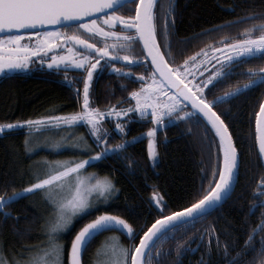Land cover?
Returning a JSON list of instances; mask_svg holds the SVG:
<instances>
[{
	"label": "snow or ice",
	"instance_id": "snow-or-ice-1",
	"mask_svg": "<svg viewBox=\"0 0 264 264\" xmlns=\"http://www.w3.org/2000/svg\"><path fill=\"white\" fill-rule=\"evenodd\" d=\"M229 10L235 11V6H229ZM121 11H126L129 15H122ZM174 13L175 0H0V33H3L0 34V74L7 77L18 70L28 69L36 59L50 69L55 67L59 71L63 66L65 69L85 73L83 76H70L65 71L64 74V83L75 93L79 110L0 121V138L6 133L22 129L24 154L34 155L38 149V132L83 126L87 136H75L72 147L92 152V155L82 159L72 157L48 160L44 157L30 161L27 171L32 182L21 188L14 187L10 192L0 193V215L4 219L12 216L10 208L6 206L23 195L39 192L41 201L47 205V215L42 217L41 223V233L45 240L35 245H22L19 253L8 249L9 255H6L3 240L0 239V264H65L66 245L60 239L61 235L70 230L75 219L106 204L118 191L107 176L96 178L94 173L83 175L85 165L113 153L119 154L129 143L137 140V136H133L109 144V130L103 127L102 121L124 117L127 123L132 118L129 115L132 113H138L142 118H151L152 126L147 128L146 137L147 156L153 166L158 160L156 134L167 123L189 120L201 124L205 129L202 137L205 141L208 129L213 131L212 142L207 145L208 163L200 169L199 186L190 197L192 202L176 211L169 209L167 201L158 190L153 191L149 202L160 215L139 235L138 243H131L139 232L129 220L109 211L99 212L83 223L71 237L70 245H67V264H82L88 245L94 237L107 229L123 233L130 243L122 244L115 234L105 237L92 252L89 264H153L154 261L155 264H160L161 257L173 251L176 255L175 264H180L181 256L195 251L200 245H204V250L196 264H208L206 257L211 256L213 241L218 253L223 250L224 264H236L241 253L229 255V246L220 241L214 225L198 230V236L178 241L174 247L164 248L161 245L168 239H175L177 232L194 227L197 221L218 209L231 196L240 174L241 149L236 146L228 124L222 119V113L217 112L214 106L264 83V67L242 70V74L247 77L243 83L230 85L211 99L206 98L205 90L236 74L234 69L237 64L254 56H264V10L244 11L232 20L180 38L181 43H187L196 36H203L205 32H215L232 24L248 22L235 35L220 36V48L209 43L175 66L169 63L174 59ZM45 25L55 27L44 29ZM117 25L121 26V31L110 30ZM61 26L65 31H61ZM237 36L242 38H236ZM26 38L29 43L24 42ZM98 44L103 46L98 47ZM137 44L140 45L143 56L120 55L121 52L131 51ZM64 45L67 46V51L56 55V50H62ZM77 47L83 51H76ZM206 49H210L213 55L209 56ZM225 52L228 54L225 55ZM45 53H50L51 59L43 56ZM216 54L220 58L213 66L210 61L215 59ZM114 60L125 62L126 67L117 68ZM193 60L197 61L196 67H203L205 73L208 67H212L211 73L199 83L188 80V65ZM141 64L145 71L148 67L152 71L147 75H133L130 69ZM108 65H111L110 71L118 76L123 74L140 81L138 89L127 93V98L135 100L134 106L129 104L126 108H121L112 104L104 110L93 106L94 75ZM196 75L200 73L197 72ZM81 82L82 88L79 86ZM121 87L126 85L121 84ZM167 89L171 91L166 97L162 90ZM49 111L55 109L50 108ZM223 115H227L226 110ZM114 130L119 135H125L124 124L115 123ZM188 131L190 134L191 128ZM88 138L99 147V151H92ZM48 139L45 138L46 141ZM254 139L259 163L264 166V99L259 100L258 109L254 113ZM63 142L62 136L49 143L48 147L60 148ZM12 151L18 153V149L13 148ZM132 163L134 161H128L129 165ZM253 194L262 199L250 202L247 215L260 207V219L248 229L243 242L245 249L254 248L252 242L256 233L264 232V175L256 182ZM192 240H196L195 246L192 245ZM259 242L260 247L255 250L254 257L243 261V264H264V234L259 237Z\"/></svg>",
	"mask_w": 264,
	"mask_h": 264
},
{
	"label": "trees",
	"instance_id": "trees-1",
	"mask_svg": "<svg viewBox=\"0 0 264 264\" xmlns=\"http://www.w3.org/2000/svg\"><path fill=\"white\" fill-rule=\"evenodd\" d=\"M229 6H235L236 10L230 11ZM261 10H264V0H175V35L172 37L174 59L169 63L173 66L179 65L185 57L198 52L209 43H212L216 48L221 47L218 43L220 36H233L248 22L232 24L215 32H205L203 36H196L195 39L187 43H181L180 38L189 37L199 33L202 29L232 20L237 15H242L244 11ZM121 14L129 15L126 11H121ZM121 30L119 25L113 29L116 32ZM236 38L242 37L237 36ZM93 42L96 41L93 40ZM111 42L109 41V43ZM99 46H103V44H98ZM206 51L211 56L210 49H206ZM126 54L144 55L140 52L139 44L131 51L120 53L121 56ZM214 61H210L213 66L215 65ZM113 63L117 68L126 67V63L122 61L114 60ZM196 64L197 61L193 60L188 65V80L193 83H199L203 77L201 75L197 78L196 72L204 69L196 67ZM249 67H264V56H254L237 64L234 69L236 74L227 77L211 89L205 90L206 98L211 99L225 91L230 85L243 83L247 77L242 74V70ZM110 68L111 65H108L94 75L93 106L99 107L101 110L112 104L121 108H126L129 104L134 106L135 100L127 98V93L138 89L140 81L127 78L123 74L118 76L115 72H111ZM65 71L70 76L85 74L65 68H60L59 71L55 67L50 69L47 65L40 64L39 59L34 64H30V67L25 71H17L7 77L1 74L0 121L51 116L79 110L75 93L64 83ZM130 71L133 75L136 73L147 75L152 69L148 67L145 71L144 65L141 64L138 67H132ZM209 71H212V67H208L207 73ZM207 73L204 72V75ZM121 84L126 87H121ZM79 86L82 88V82ZM260 99H264V83L214 106L217 112L222 113V119L228 124L236 146L241 149L240 174L236 187L231 196L218 209L197 221L194 227L177 232L176 238L164 241L162 247H174L178 241H186L192 236H198V230H204L209 225H214L220 241L229 246V255H235L236 252L241 253L236 264H243V261L251 260L254 257L255 250L260 247L259 237L264 232L256 233V238L252 242L254 248L245 249L243 242L248 235V229L259 222L261 212V208L257 207L255 212L247 215L250 202L262 199L253 194L256 182L264 175V166L259 163L254 139V113L258 109ZM50 108L55 111H49ZM224 110L227 111V115H223ZM129 115L132 118L127 123H125L124 117L119 119L113 117L102 121L103 127L109 130L107 141L109 144H115L133 136H137V140L134 143H129L119 154L107 155L88 165V169L101 176L109 177L118 189V193L108 205L100 206L73 222L70 230L64 236L65 264H67V245H70L71 237L83 223L94 218L99 212L109 211L129 220L139 232L131 243H138L139 235H142L147 226L160 215L149 202L153 191L158 190L167 201L169 209L176 211L179 207H186L188 203L192 202L190 197L199 186L200 169L208 163L207 145L212 142L213 131L208 129L207 141H205L202 138L205 135V129L201 124L189 120L167 123V126L156 134L158 160L153 166L147 156L145 134L147 128L152 126L151 118L150 116L142 118L138 113ZM165 119L167 121V118ZM115 123L125 125V135L117 134L114 130ZM80 128L87 136L86 128L83 126ZM189 128H191L190 134ZM138 134L145 136L139 137ZM23 138L24 130L22 129L6 133L3 138H0V193L10 192L14 187L21 188L32 182L27 171L30 161L39 160L44 155L52 158L58 155V153L47 150H40L34 155H25L22 145ZM88 140L93 152L100 150L91 138ZM13 148L18 149V153L13 152ZM129 160L134 163L129 165ZM6 207L10 208L12 212V216L7 219L0 215V239L3 240L6 255H9L8 249L19 253L22 250V245L38 243L42 236V217L47 214V205L41 201L40 193L23 195ZM14 217H18V219H14ZM109 234L119 236L124 245L130 243L123 233L116 230L103 232L88 245L84 253L83 264H89L92 252ZM195 244L196 240H192V245L195 246ZM203 250L204 245H200L195 251L185 253L180 257V264H196ZM206 259L208 264H224L223 250L217 252L215 241L212 244L211 256ZM175 261L176 255L173 251L167 256H162L160 264H175Z\"/></svg>",
	"mask_w": 264,
	"mask_h": 264
},
{
	"label": "rangeland",
	"instance_id": "rangeland-1",
	"mask_svg": "<svg viewBox=\"0 0 264 264\" xmlns=\"http://www.w3.org/2000/svg\"><path fill=\"white\" fill-rule=\"evenodd\" d=\"M116 27V26H115ZM115 27H113V28H111L110 30H112L113 31V29L115 28ZM61 31H63V30H61ZM25 43H29V41L27 40V38L25 39V41H24ZM58 43H59V41H58ZM220 48V47H219ZM62 51L63 52H66L67 51V46L66 45H64L63 46V48H62V50L61 49H57L56 50V52H55V54L56 55H61L62 54ZM76 51H83L82 49H80L79 47H77L76 48ZM225 55H227L228 53L227 52H225L224 53ZM39 55V54H38ZM211 55H213V54H211ZM43 56H46V58L47 59H51V54L50 53H45V54H43ZM219 58H220V56H219V54H216L215 55V59H213V60H215L214 61V64L216 63V60H219ZM36 60H38V59H36ZM212 61V60H211ZM44 65H46V64H44ZM61 68H64L63 66H61ZM18 71H25V69H21V70H18ZM197 73V72H196ZM200 75H197V78L199 77V76H201V75H203V77L201 78V80L203 79V78H206V75L207 74H210L211 73V71H209L207 74H205L204 75V70H201L200 72ZM163 92H164V95L167 97V92L166 91H164V90H162ZM182 110H186V109H182ZM177 115H179V113H177ZM167 120H168V118H167ZM173 121H174V118H173ZM175 122V121H174ZM169 123H171V122H169ZM81 134H83V132L81 131V128L80 127H76V128H73V129H69V128H67V127H61L59 130H49V131H42V132H38V134H37V136H36V141H37V143H38V149L37 150H35V152L34 153H36V152H38V151H40V150H47V151H50V152H53V153H58V155L56 156V157H49V156H42V157H40L39 159H41V158H44V157H46L48 160H63V159H66V158H72V157H76V158H80V159H82L84 156H90V155H92V153L91 152H85V151H81V150H75L73 147H72V144L74 143V137L75 136H79V135H81ZM146 134V133H145ZM64 137V142H63V144H62V146L60 147V148H50V147H48V144L49 143H51V142H53V141H56V140H59L61 137ZM143 136H145L144 134H142V135H140L139 137H143ZM45 138H49L47 141L45 140ZM88 142V144H89V146H90V142H89V140L87 141ZM91 147V146H90ZM95 161V160H94ZM93 162V161H92ZM91 163V162H90ZM90 163H88V164H86L85 165V168L83 169V172H82V174L83 175H87L88 173H94L95 174V177L96 178H103V177H105V176H101V175H99L97 172H95V171H93V170H90V169H88V165L90 164ZM109 178V177H108ZM117 193H118V191H116L114 194H113V196L112 197H110V199L108 200V202L106 203V204H103V205H100V206H105V205H108L109 203H111L112 202V200L115 198V196L117 195ZM40 197H41V193H40ZM100 206H98V207H100ZM97 207V208H98ZM96 209V208H95ZM92 211V210H91ZM47 215V214H46ZM76 220V219H75ZM74 220V221H75ZM67 233V232H66ZM66 233H64V234H62L61 235V237H60V239H62L63 241H64V236H65V234ZM109 235H112V234H109ZM109 235H107V236H109ZM106 236V237H107ZM117 236V235H116ZM45 240V236L42 234V236H41V240L38 242V243H41V242H43ZM121 242V241H120ZM38 243H36V244H38ZM122 243V242H121ZM123 244V243H122ZM129 260H130V258H129Z\"/></svg>",
	"mask_w": 264,
	"mask_h": 264
},
{
	"label": "water",
	"instance_id": "water-1",
	"mask_svg": "<svg viewBox=\"0 0 264 264\" xmlns=\"http://www.w3.org/2000/svg\"><path fill=\"white\" fill-rule=\"evenodd\" d=\"M52 27H55V26H52V25H45V26H43V28L44 29H50V28H52ZM61 28H64L63 26H61ZM18 31V30H17ZM0 34H3V33H0ZM144 54V53H143ZM148 63L150 64V59H149V61H148ZM1 75V74H0ZM164 91H166L167 92V94H168V92L169 91H171V89H167V90H164ZM237 180H238V177H237V179H236V182H235V186H234V188H233V190H232V193H233V191H234V189H235V187H236V184H237ZM231 193V194H232ZM226 201V200H225ZM225 201L223 202V203H225ZM222 203V204H223ZM109 230H116V229H107L106 231H109ZM106 231H103V232H106ZM103 232H101V233H103ZM101 233H99L98 235H100ZM97 235V236H98ZM96 236V237H97ZM95 238V237H94ZM86 251V250H85ZM85 253V252H84ZM83 258H84V254H83V257H82V264H83Z\"/></svg>",
	"mask_w": 264,
	"mask_h": 264
},
{
	"label": "flooded vegetation",
	"instance_id": "flooded-vegetation-1",
	"mask_svg": "<svg viewBox=\"0 0 264 264\" xmlns=\"http://www.w3.org/2000/svg\"><path fill=\"white\" fill-rule=\"evenodd\" d=\"M61 30L65 31V29H64V28H61ZM69 32H70V30H69Z\"/></svg>",
	"mask_w": 264,
	"mask_h": 264
}]
</instances>
